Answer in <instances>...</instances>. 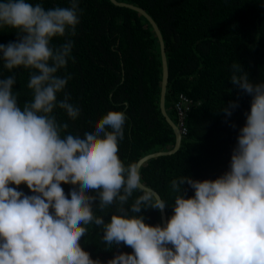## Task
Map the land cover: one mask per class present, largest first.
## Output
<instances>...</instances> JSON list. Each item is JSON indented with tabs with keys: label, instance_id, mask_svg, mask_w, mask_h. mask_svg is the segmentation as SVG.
I'll return each instance as SVG.
<instances>
[{
	"label": "clouds",
	"instance_id": "1",
	"mask_svg": "<svg viewBox=\"0 0 264 264\" xmlns=\"http://www.w3.org/2000/svg\"><path fill=\"white\" fill-rule=\"evenodd\" d=\"M81 12L79 0L48 9L0 0V28L16 34L0 44V61L10 71L30 70L32 93L21 108L15 75L0 79V264H104L81 246L88 225L101 230L105 249H133L107 264H264V82L253 83L232 63L230 81L252 99L229 170L214 180L173 179V214L164 226L146 224L142 209L163 211L169 203L118 155L125 112L109 110L82 136L67 133L69 124L53 114L59 108L72 120L80 115L70 95L58 100L71 79L58 72L74 62L73 41L53 40L75 36ZM238 106L230 101L220 111L231 116ZM21 184L32 195L17 190ZM62 184L72 186L67 195ZM134 192L140 195L129 205ZM112 206L110 221L96 214Z\"/></svg>",
	"mask_w": 264,
	"mask_h": 264
},
{
	"label": "trees",
	"instance_id": "2",
	"mask_svg": "<svg viewBox=\"0 0 264 264\" xmlns=\"http://www.w3.org/2000/svg\"><path fill=\"white\" fill-rule=\"evenodd\" d=\"M143 8L157 23L162 37L167 66L164 92L166 114L175 120L173 101L178 92L190 100L185 116L187 133L180 146L169 155L151 158L139 166L141 183L169 203L165 221L173 214V179L189 176L195 180H214L229 170L239 130L246 123L252 97L230 81L231 65L239 62L253 83L264 82V0H116ZM48 8L69 7L70 0H28ZM80 23L76 35L54 38L53 44L73 41L72 59L58 75H71L58 100L70 95V103L80 109L72 120L59 108L54 115L67 133L90 130L109 110H122L127 116L124 139L118 155L125 164L174 142L173 129L158 108L161 66L159 48L151 25L137 11L109 0H79ZM16 40L14 30L0 28V44ZM28 69L8 70L0 61V79L15 75L13 92L18 105L32 99L28 89ZM230 101L238 107L227 116L220 111ZM232 125H235L233 127ZM65 133H62L64 135ZM16 187L15 185H10ZM67 195L71 185L62 184ZM186 196L194 191L183 185ZM32 195L26 184L18 189ZM94 194V193H90ZM140 195L134 192L129 205ZM70 199V196L68 197ZM95 207V206H94ZM115 206L106 209L110 221ZM145 223H160L159 211L148 208L140 213ZM81 238L82 248L104 264L114 255L133 249L124 245L105 249L103 233L88 225Z\"/></svg>",
	"mask_w": 264,
	"mask_h": 264
},
{
	"label": "water",
	"instance_id": "3",
	"mask_svg": "<svg viewBox=\"0 0 264 264\" xmlns=\"http://www.w3.org/2000/svg\"><path fill=\"white\" fill-rule=\"evenodd\" d=\"M109 1L111 3H113V4H115V5L124 6V7L130 8V9H133V10L137 11L141 16H143L148 21V23L151 25L152 32H153V34L156 37V40L158 42L159 56H160V66H161V77H160V83H159L158 108H159L160 114L164 118V121H166L167 124H169L171 126V128L173 129L174 142H173V144L171 146H169L168 148H166L164 150L154 151V152L147 153V154L139 157L136 160V162H135V164L139 168V166H141L142 164H144L146 161H148L151 158H155V157H158V156L169 155V153L174 152L178 148V146H180V143H181V140H182V135H181V133L179 131V128H178L176 122L168 114H166L165 107H164V92H165V84H166V80H167V66H166V58H165V53H164L163 41H162V37H161L160 31H159L160 29H159L157 23L141 7H138V6H135V5H132V4H128V3H124V2H118L116 0H109ZM142 185H144V184H142ZM145 188H149V187L145 186ZM159 220H160L159 224L161 226H164L166 224L164 210L163 211H159Z\"/></svg>",
	"mask_w": 264,
	"mask_h": 264
},
{
	"label": "built area",
	"instance_id": "4",
	"mask_svg": "<svg viewBox=\"0 0 264 264\" xmlns=\"http://www.w3.org/2000/svg\"><path fill=\"white\" fill-rule=\"evenodd\" d=\"M173 111L175 114V122L179 128V131L182 136H184L187 133V128L185 125V116L187 113V110L190 107V100L183 92H178L176 94V97L174 98L173 104Z\"/></svg>",
	"mask_w": 264,
	"mask_h": 264
}]
</instances>
